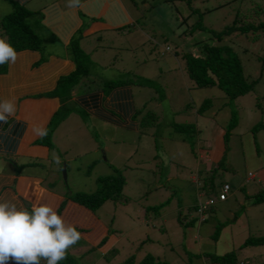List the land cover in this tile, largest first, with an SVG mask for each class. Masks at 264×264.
<instances>
[{
  "label": "rangeland",
  "instance_id": "rangeland-1",
  "mask_svg": "<svg viewBox=\"0 0 264 264\" xmlns=\"http://www.w3.org/2000/svg\"><path fill=\"white\" fill-rule=\"evenodd\" d=\"M43 1L47 0H28L25 7L38 8ZM120 1L133 23L118 30V35L101 33L99 39L80 41L89 52V63L71 94L105 92V82L128 79L138 130L133 133L89 114L80 115L78 106L67 102L69 113L53 131L52 149L48 160L42 162L46 188L65 198L94 192L98 176H123L119 198L124 202L108 199L92 212L115 236L116 253L103 255L80 239L69 254L77 264H119L130 254L135 262L146 252L166 264H199L201 260L189 261L185 252L220 255L233 251L239 259L248 257L249 264H264V246L237 250L244 238L264 234V202L251 205L242 193L264 190L258 177L264 165V131L255 132L254 138L249 131L253 125L264 124V33L232 34L222 40L236 53L244 75L257 79L248 93L233 100L215 87L189 86L179 59L181 53L195 54L200 43H212V33L229 26L234 14L248 9L250 3L263 10L264 0H190L188 7L182 0ZM10 10V4L0 0V16ZM38 20L37 15L28 19L41 44L52 48V36L38 26ZM145 80L151 85L134 84ZM204 99L210 106L198 114L195 110ZM231 110L237 122L223 146L221 135ZM143 117L145 122L140 126ZM185 123L194 125L191 147L184 135L173 129ZM53 145L61 152L56 154ZM223 149L224 164L212 181L216 192L220 182L230 185L227 198L214 201V214L206 215L196 231L194 224L183 231L175 221L176 212L182 215L183 208L196 199L195 183L200 179L195 172L201 167L203 173L210 171ZM204 151L209 157L198 156ZM248 172L254 174L253 179H247ZM164 201L167 203L158 211L159 216L154 218L150 212L144 217L147 206ZM216 221L225 223L213 241L209 236Z\"/></svg>",
  "mask_w": 264,
  "mask_h": 264
},
{
  "label": "trees",
  "instance_id": "trees-1",
  "mask_svg": "<svg viewBox=\"0 0 264 264\" xmlns=\"http://www.w3.org/2000/svg\"><path fill=\"white\" fill-rule=\"evenodd\" d=\"M10 6V12L5 15L0 16V38L7 37L8 42L18 51L28 50L36 51L40 54L38 63L43 60L41 57L42 44L40 38L35 34L31 28V24L28 19L34 15L38 16L37 11L29 10L25 7L26 0H6ZM186 6L190 5V0H182ZM258 17V18H257ZM261 17V18H260ZM264 20V8L258 6L257 4L250 3L248 9L243 12L237 11L232 17L231 24L224 27L222 30L212 33L213 40L212 43H200L197 47V52L195 54L190 53H181L179 59L183 64V73L187 81H189V86L195 88H206V87H215L223 92L225 97L229 100H233L238 96H242L248 93L257 79H248L242 70V65L237 55L233 50L227 46L222 40L232 34H248L252 33H264V21H259L258 19ZM200 27V26H196ZM195 27V28H196ZM201 28V27H200ZM264 35V34H263ZM79 34L73 36L67 45V50L70 56V59L74 65V69L68 75L62 76L57 80L56 88L53 92L49 93L50 95L57 96L60 106L52 113L48 123L46 125L47 135L40 137L37 143L43 144L48 148L52 149L50 143V135L57 124L69 113V110L66 107V101L68 99L70 90L77 85L79 79L83 77L86 73L87 62L89 63L88 55L84 53L78 46ZM222 43V44H221ZM37 63V64H38ZM6 72V65H0V74ZM128 79L123 80H111L104 83L107 86L104 92L101 90L104 95H110L109 100L113 102L112 112L113 114H102V110L99 111L94 108L95 106V94H89V96H82L78 101V108L80 110L79 114L83 115L88 114L90 109L93 110V114L97 117L98 120L103 122L108 121L110 124L116 126H124L128 129H133L137 131V124L139 121H135V116L137 110L130 111V97L131 93L128 86ZM132 83V82H131ZM135 85L141 86L147 84L151 85V82L148 80L136 82ZM95 91V90H94ZM99 91V90H98ZM86 92H81L80 95H83ZM88 103L86 104V102ZM90 104V105H89ZM210 106V101L204 99L196 108L195 112L198 114L203 113ZM130 116V118L128 117ZM127 118V119H126ZM129 118V119H128ZM146 117H143L140 121V126H143L142 122ZM140 120V119H139ZM145 122V121H144ZM236 115L234 110H231L228 122L225 125L224 131L221 135V141L223 146L228 140L230 130L236 124ZM174 131L179 132L184 135V140L189 144V147L192 146V141L190 139V134L194 133V125L189 123L185 124H176L173 126ZM263 130L264 124H256L250 128V133L253 135L255 132ZM138 137V134H137ZM206 154L209 157V152L204 151L202 154H198L205 157ZM209 159V158H208ZM215 165L211 168L210 171H202V167L196 170V176L198 179L195 183L197 186V193H195V198L192 204L188 205L186 208H183V214H180L178 210L176 212L175 221L179 226H182L183 231L186 228H189L193 224L196 225L195 231L198 226L206 220V215L210 216L214 214V201L218 200V194L220 187L223 183L220 182L217 186L218 191L216 192L212 177L214 176L215 171L222 167L224 164V149L222 150L221 155L218 159L214 160ZM203 173V174H202ZM250 174V172H248ZM247 173V174H248ZM202 174V175H201ZM253 174V173H251ZM98 182V188L88 194H75L73 197L67 198L75 205L82 207L91 213L94 212L104 201L116 200L119 202H124V199H120L121 188L124 184V178L120 173L116 175H107V176H98L96 177ZM230 187V185H229ZM231 189V188H230ZM230 191V190H229ZM243 196L248 201L249 204L254 205L264 202V190H259L255 193L246 194L243 190ZM72 195V194H71ZM197 196H202L205 199H209V202L205 205L199 204L201 200H198ZM204 199V200H205ZM222 202V201H221ZM167 201H164L161 204L155 206H147L144 210L146 217L147 213L154 214V218L159 216L158 211L160 208L165 205ZM28 209V208H27ZM59 209V208H58ZM29 210V209H28ZM30 211V210H29ZM194 213V216H191V213ZM147 222L146 220H144ZM214 226L213 231L209 238L213 241L218 239L220 230L223 228L225 221L219 222ZM192 228V227H190ZM107 235L112 234L107 230ZM196 235V232L194 233ZM106 238L101 240L100 245L105 242ZM147 241V238L144 239ZM196 239H193L192 242L195 243ZM114 245V244H113ZM140 243L138 246H141ZM264 246V234L257 237H246L238 245L237 250L242 248L249 247H260ZM185 251V250H184ZM200 251V250H199ZM197 252V253H186L188 254L189 261L194 259L195 261L201 260L199 264H249L248 257L239 259L236 255V252L228 251L223 254H214L208 252ZM106 255L113 256L116 251L112 246L106 252ZM103 253V255H104ZM42 263L46 264V261L41 260ZM59 264H77L72 255L67 253V258L59 262ZM119 264H166L164 261L158 260L150 253L146 252L139 256V259L134 262V256L132 254L128 255L122 260Z\"/></svg>",
  "mask_w": 264,
  "mask_h": 264
},
{
  "label": "crops",
  "instance_id": "crops-1",
  "mask_svg": "<svg viewBox=\"0 0 264 264\" xmlns=\"http://www.w3.org/2000/svg\"><path fill=\"white\" fill-rule=\"evenodd\" d=\"M29 10L38 12L37 24L52 36L54 45L52 48H45L42 44L43 60L39 63L38 52L18 51L16 64H6V72L0 74V98H14L17 106L16 116L9 118L8 123H0V197L11 199L18 206L23 204L29 210L31 204L40 199L42 203L51 205L66 223L74 225L86 245L104 253L116 242L115 236L106 234L107 228L93 216V213L75 205L63 194L46 188L42 162L48 160L49 148L37 143L40 136H36L32 128L39 125L46 127L52 113L61 104L57 96L49 93L56 88L60 77L68 75L74 69L67 50L69 40L79 34L78 46L89 55L87 49L84 51L80 44L82 39L87 40L89 37L99 39L101 33L118 35V30L132 24L133 19L120 0H47L41 2L38 8ZM95 46L96 44L92 51ZM71 92L72 89L66 103L73 102L78 106L82 96L88 97L89 94L96 93L94 108L102 110L101 113L105 115L113 114L114 106L109 100L110 95H104L101 90H86L83 95ZM133 110L135 107L131 94V113ZM88 114L95 117L91 109ZM125 130L136 132L128 128ZM60 150L61 148L59 150L56 148V154L61 152ZM263 166L258 170V177L262 182ZM103 238L106 240L100 245ZM10 264L15 262L10 260Z\"/></svg>",
  "mask_w": 264,
  "mask_h": 264
},
{
  "label": "clouds",
  "instance_id": "clouds-1",
  "mask_svg": "<svg viewBox=\"0 0 264 264\" xmlns=\"http://www.w3.org/2000/svg\"><path fill=\"white\" fill-rule=\"evenodd\" d=\"M17 59L18 53L7 37L0 38V65H15ZM16 112L14 98H0V123H8ZM32 131L36 136L47 135L43 125L33 126ZM246 177L253 179L254 174L248 173ZM223 186H227L225 192ZM229 190L227 183L221 185L220 202L226 200ZM208 202L207 198L197 202V206ZM81 238L74 225L66 223L51 205L40 199L31 204L29 211L23 204L18 206L13 200L0 197V264H8L10 260L15 264H44L41 260L46 264H59Z\"/></svg>",
  "mask_w": 264,
  "mask_h": 264
},
{
  "label": "built area",
  "instance_id": "built-area-1",
  "mask_svg": "<svg viewBox=\"0 0 264 264\" xmlns=\"http://www.w3.org/2000/svg\"><path fill=\"white\" fill-rule=\"evenodd\" d=\"M226 189H227V186H223V192H225L226 191ZM223 196L222 195H220V198H222Z\"/></svg>",
  "mask_w": 264,
  "mask_h": 264
},
{
  "label": "water",
  "instance_id": "water-1",
  "mask_svg": "<svg viewBox=\"0 0 264 264\" xmlns=\"http://www.w3.org/2000/svg\"><path fill=\"white\" fill-rule=\"evenodd\" d=\"M61 172H62V175H63V179H64V165L61 167Z\"/></svg>",
  "mask_w": 264,
  "mask_h": 264
}]
</instances>
